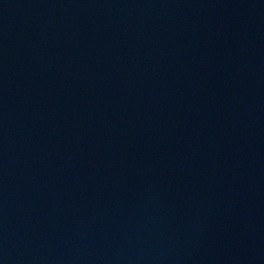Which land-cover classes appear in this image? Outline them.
Segmentation results:
<instances>
[{
	"label": "water",
	"instance_id": "95a60500",
	"mask_svg": "<svg viewBox=\"0 0 264 264\" xmlns=\"http://www.w3.org/2000/svg\"><path fill=\"white\" fill-rule=\"evenodd\" d=\"M0 264H264V0H0Z\"/></svg>",
	"mask_w": 264,
	"mask_h": 264
}]
</instances>
